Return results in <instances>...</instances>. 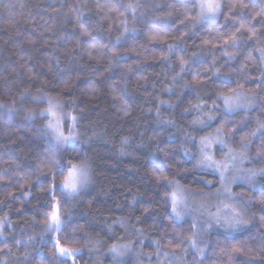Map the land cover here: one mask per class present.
Instances as JSON below:
<instances>
[{"label": "clouds", "instance_id": "9594fccd", "mask_svg": "<svg viewBox=\"0 0 264 264\" xmlns=\"http://www.w3.org/2000/svg\"><path fill=\"white\" fill-rule=\"evenodd\" d=\"M0 264H264V0H0Z\"/></svg>", "mask_w": 264, "mask_h": 264}]
</instances>
